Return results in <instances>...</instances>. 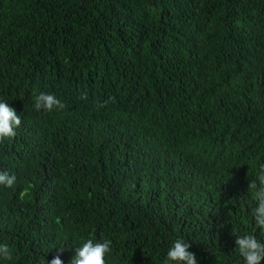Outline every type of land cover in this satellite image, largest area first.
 <instances>
[{
	"label": "trees",
	"instance_id": "16d2710c",
	"mask_svg": "<svg viewBox=\"0 0 264 264\" xmlns=\"http://www.w3.org/2000/svg\"><path fill=\"white\" fill-rule=\"evenodd\" d=\"M0 101L22 121L0 142V264H70L87 239L163 264L178 238L244 264L235 237L264 242V0H0Z\"/></svg>",
	"mask_w": 264,
	"mask_h": 264
},
{
	"label": "clouds",
	"instance_id": "9594fccd",
	"mask_svg": "<svg viewBox=\"0 0 264 264\" xmlns=\"http://www.w3.org/2000/svg\"><path fill=\"white\" fill-rule=\"evenodd\" d=\"M81 99H87V94H83ZM34 109L36 111L51 112L54 109L64 108V104L56 98L54 94L40 92L34 94ZM104 105H98L103 107ZM21 117L17 115L14 108L7 102L0 101V142L14 138L16 130L21 126ZM17 182V177L8 171H0V186L13 188ZM249 191L256 203L252 211L254 228L264 233V165H260L255 178L251 179ZM27 195L26 190L21 191L19 197L21 200ZM235 252L243 258L244 264H262L264 261V242H261L252 233L237 235L235 237ZM190 243L182 238L176 239L166 253L163 264H198L195 253L189 251ZM112 250L111 240L93 242L87 239L81 246L75 248V256L70 264H106V255ZM63 252L64 249L60 248ZM0 258L5 260L12 259V252L7 244H0ZM45 264V258L43 260ZM49 264H63L60 255L57 254Z\"/></svg>",
	"mask_w": 264,
	"mask_h": 264
}]
</instances>
